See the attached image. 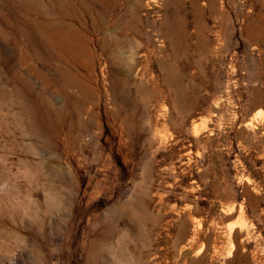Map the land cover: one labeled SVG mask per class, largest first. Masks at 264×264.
Instances as JSON below:
<instances>
[{"label": "rangeland", "instance_id": "374dc122", "mask_svg": "<svg viewBox=\"0 0 264 264\" xmlns=\"http://www.w3.org/2000/svg\"><path fill=\"white\" fill-rule=\"evenodd\" d=\"M60 1L63 13L51 11L50 19L78 37L72 56L61 51L52 58L22 11L0 0V25L12 36L0 38V100L10 97L9 106L0 101V229L22 237L19 243L7 240V251L0 247V264H41L48 247L54 256H45L44 264H87L99 219L108 208L133 201L141 186L173 191L164 203L191 207L193 220L220 231L242 223L228 261L264 264V0H215V6L211 0ZM131 15L140 45L132 58L125 49L119 77L113 78L109 64L101 71L98 40L109 25ZM172 19L190 44L176 51L164 27ZM258 31L262 37L256 38ZM123 34L134 37L129 28ZM198 40L204 47L196 48ZM164 69L175 76L171 88L164 84ZM177 98L188 103L183 118L174 111ZM18 112L31 122L26 135L16 115L15 121L6 117ZM88 142L93 150L84 148ZM52 168L69 182H51L45 173H57ZM63 190L69 211L57 216L63 227L57 235L48 228L45 242L36 225L24 227L28 209L48 217L45 200ZM19 207L20 216L8 220ZM128 222L122 216L106 225L128 228ZM118 240L103 234L98 249L109 241L119 247ZM222 241L198 261L184 255L172 264L185 257L186 264H218ZM164 256L158 251L157 260Z\"/></svg>", "mask_w": 264, "mask_h": 264}, {"label": "bare ground", "instance_id": "6f19581e", "mask_svg": "<svg viewBox=\"0 0 264 264\" xmlns=\"http://www.w3.org/2000/svg\"><path fill=\"white\" fill-rule=\"evenodd\" d=\"M11 1L18 7V9L20 11H22V13L25 17V21L27 22L28 25H30L31 29H33V33H35V36H37V38L39 39V43L42 46V49L44 51H46L50 57L54 58L55 56H60L61 51H64L68 55L72 56L74 49L76 48V40H77L78 36H76V33L74 34L73 31L68 29V28L65 29L64 27H62L65 30L61 29V27L57 24L59 22H57L56 20H51L50 16H49L51 11H55L59 14L63 13L64 8L61 7V2H63V1H60V0H11ZM106 2L108 3V0H105L104 4H106ZM111 2L112 1H110L109 3H111ZM101 3H103V1ZM99 4H100V1H99ZM146 8L151 9L149 4H146ZM64 12H65V10H64ZM30 15H35V16L37 15L39 18H38V20H30L29 18H27ZM64 19H65V17H64ZM1 21L3 22V20L0 18V22ZM59 21H61V20H59ZM91 21H93V20L91 19ZM90 24H93V23L90 22ZM95 24H96V22H95ZM107 24H108V22H107ZM176 25H177V20L172 19V22L170 24L168 23L167 27L164 26L166 28V32L169 33L170 40H169L168 44L170 46V49H173L175 51L178 50L179 48H181L184 43H185V45H188V46L190 45L189 43H187L188 37L186 36L187 35L186 30H182L181 28L180 29L176 28ZM94 27H96V26H94ZM128 28L134 32V37L129 38L125 34L122 35V32H124L125 29H128ZM109 29L106 32H104V34H101V36L103 35L102 38L98 37L99 40L97 39L98 43L101 41L98 44L97 50L99 52H101L102 55H104V58L102 60L103 62H102V64L100 63L99 65H100V67L102 65H104L103 67H101L102 68L101 71L105 72L104 70L106 68V64H109L111 76L113 78H116V77L118 78L119 77V71L121 68V66L118 62H119V60H122L124 58L123 52H125V49H127L130 52V58H132L135 55V51H136L137 47L140 45L138 39L137 38L135 39V36L137 35V31H138V25L136 24L135 17L131 15L130 17H128V19H124V20L120 19V20L116 21L115 24H113L111 26L109 25ZM62 30H64V31H62ZM73 30H75V29H73ZM96 31H94V32H96ZM75 32H76V30H75ZM88 32H90V31H88ZM260 32H261V30H260ZM255 36H256V38L262 37L261 33H259V31L256 33ZM10 37L12 38V36H10ZM10 37H9V33L6 30H4L3 27H1V25H0V38L3 41H7L10 39ZM184 37H186V38H184ZM198 42H199V44L197 43L195 45L196 48L204 47L202 45V43L200 44L199 40H198ZM4 45H6V42L4 43ZM159 46H163V44L160 43ZM91 49H92V51H90V52L92 53V57L98 59V57L100 55H95V53H94L95 50L93 49L92 45H91ZM155 56H156V54H155ZM99 62H100V60H99ZM160 64H162V63H160ZM163 65L164 64H162V67H165ZM0 68L2 69V67H0ZM164 72H165L164 84H166L167 87H170V88L173 87L175 76H173V74H171V72L165 71V69H164ZM102 75H103V78L105 79V76L103 73H102ZM3 78H4V76H3ZM5 81H6V78H5ZM175 82H176V80H175ZM4 85H5V83H4ZM6 86H7V83H6ZM177 99H178L177 100L178 103H180V106L177 109L175 108L174 111L177 112L178 117H180V115H182V113L185 110L188 103H187V101L184 102L183 100H180L179 98H177ZM1 100L5 101L7 106L10 105V103H9L10 97L7 94L1 95ZM10 102H12V100ZM120 102H121V100H120ZM133 103H135V102H133ZM16 104H17V102H16ZM174 105H176V104H174ZM7 108H9V107H7ZM19 108L21 109L22 107H19ZM22 109L24 110V107ZM134 111H135V109H134ZM15 115H16V119H18L22 125L24 123L23 128H25L24 134L26 135V133L28 131L27 129L30 128L29 123H31V122L27 121V119H25V117H26L25 114L23 116V114H21L20 112H18L17 114L16 113L13 114V116L11 115V116H6V117L7 118L11 117V119H13L15 121V118H14ZM5 118H4V120H5ZM182 118H183V115H182ZM18 120H16V121H18ZM0 122H1V120H0ZM21 124H18V125H21ZM5 140H6V138H5ZM43 143L45 144V142H43ZM33 146H34V144H33ZM94 146L95 145L93 144V142H88L84 145V148L88 149V150H93ZM33 151H35V150H33ZM55 168H52V169H54L55 172H57ZM49 171H52V170L49 169ZM60 171L57 173H54V174L46 172L45 176L51 182L55 181V180H65V181L69 182L68 178H66V176ZM50 187H52V186H50ZM247 187H249V186H246V188ZM140 188L136 192L134 191L136 194H135V198L133 201H131L127 204H120L119 203L120 204L119 210L114 209V207L108 208L105 216H102L101 219H99V221L97 222V224L95 226L94 232H93V234H94L93 238L90 241L89 250L87 251V254H86L87 264H172V262L177 261V259H179V257H182V259H183L184 255H187V256L192 255V257L194 256V258H191L192 260L191 259L190 260L195 262V261H198L197 257L199 255L203 254L202 252L206 251L209 247L215 249L217 246V245L215 246V242L219 238L221 240H224L222 242H224V244L226 246L225 245L222 246V248H225V251L222 252L223 254H220L222 256H220V255L217 256L216 262L218 264H233V261L232 262L228 261V257L231 255L232 251H234L233 248H235L234 243H233V241H235V240L232 241V238L237 237L242 232L241 227H238V228H240L239 230H237L238 228L236 227L240 223L235 226L236 228L233 227V225H234L233 224L229 228H227L225 226V228H227V229L224 228V229H222V231H220L217 229L215 224L204 225L201 222H197V221L193 220L192 219L193 217L191 215L193 210L191 209V207L184 206L182 208H179L176 204L170 205L168 203L167 204L164 203L165 195L167 194L168 196H170V194L173 193V191H162V192L154 193V192H149L143 188L142 189H140ZM251 191H253V190H251ZM254 191H253V193H255ZM50 195L52 197L47 198L44 202V209L47 212L48 217L41 218L36 209H28L27 215L29 216V221H28L29 223L24 224L25 228H30L33 224L36 225L39 229L38 236L40 237L41 240H44L45 242H49V240L47 238L48 228H50V229L53 228L55 230V234L60 232V230L63 227V221L64 220L59 218V217H60V215L67 213L69 211V207H70V196L68 194H66L65 191L64 192H61V191L52 192V194H50ZM178 195L179 194H176V196H178ZM251 199H252V196H251ZM13 211L14 212H11V214L10 213L8 214V220L14 221L12 219V217H14L15 215L20 216V207L16 208ZM2 215H3L2 210H0V219H2L1 218ZM162 215L165 217H163ZM57 216H59V217H57ZM122 216H125L128 219V221H129L128 222V225H129L128 228L127 227L118 228L117 226H114V225L113 226L106 225V222H108V223L112 222L114 219L117 220L118 218H120ZM166 216H169V217L167 218ZM54 217H57V219L55 221H53ZM241 224H240V226H241ZM103 234H107V236L118 237V239H119L118 241H120L122 243V245L121 246L118 245L119 247H115L109 241V242H107V245H104L102 250L98 249V246H99L98 237L102 236ZM247 234L249 235V233H247ZM245 237H248V236H245ZM21 238L22 237L19 235V233L15 232V231H10L9 229L8 230L0 229V247L4 251L9 250V246H8L9 244L5 243L7 240H14L15 242L19 243L21 241ZM248 241H249V239H248ZM51 250H52V248L48 247V249L44 252L42 260L40 259L41 264H44V261L46 260V259L44 260L45 256L46 257H53L54 256V251H51ZM158 251H163L165 254V256L161 259V261L157 260ZM109 257L112 260H109ZM202 257H204V255ZM185 259H186V257L184 258V260L182 261L181 264H186ZM200 259H201V257H200ZM200 259H199V261H200ZM205 259H206V257H205ZM255 262H257V261H255Z\"/></svg>", "mask_w": 264, "mask_h": 264}, {"label": "crops", "instance_id": "0c3cea01", "mask_svg": "<svg viewBox=\"0 0 264 264\" xmlns=\"http://www.w3.org/2000/svg\"><path fill=\"white\" fill-rule=\"evenodd\" d=\"M211 1H213V4H214V6L216 5V3H215V0H211ZM195 4H196V2L195 1H193Z\"/></svg>", "mask_w": 264, "mask_h": 264}]
</instances>
